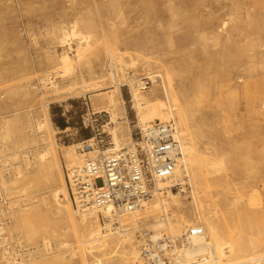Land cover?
Returning a JSON list of instances; mask_svg holds the SVG:
<instances>
[{"label":"rangeland","instance_id":"1","mask_svg":"<svg viewBox=\"0 0 264 264\" xmlns=\"http://www.w3.org/2000/svg\"><path fill=\"white\" fill-rule=\"evenodd\" d=\"M77 15L96 22L99 30L105 28L104 32L114 29L123 51L153 55L175 71L176 89L194 113L199 148L218 152L223 158L224 165L219 169H226L239 189L236 202L252 212L264 211V0H0V173L6 178V188L0 187L2 209L26 208L50 195L48 182L37 173L12 185L9 180L15 178L18 164L8 163L14 162L17 150L42 148L38 137L23 146L20 132L30 133L26 128L28 118L38 119L42 114L44 101L39 95L38 77L51 72L46 62L51 46L49 32L54 26L72 22ZM213 34H219L221 40L210 39ZM102 70L103 65L97 66L99 73ZM128 71L145 77L149 71L164 69H150L140 62ZM160 83L159 78L149 86L152 96L158 94L154 86ZM125 97L130 100L127 91ZM90 103L88 94L82 99L51 105L55 127L68 129L58 136L59 144L89 140L92 129L87 125L102 130L110 121L103 114L97 124H92ZM128 117L134 133L137 120L131 108ZM9 120H13V134L4 139ZM210 185L207 190L216 194L217 187L213 182ZM26 186L30 189L22 193ZM191 190L187 180L174 193L189 198ZM220 201V208L226 210L224 201ZM191 202L184 201L187 220L193 214ZM209 205L211 202H205L206 207ZM0 219L6 221L11 249L25 259L42 255L44 238H48L51 252L58 250L60 242H66L68 247L60 249L70 259L67 264H81L78 238L56 216L46 214L32 233L14 229L12 211L10 217ZM257 228L264 230V217L258 227L253 225L252 231L245 229L243 235L255 234L264 247V235H259ZM140 234L136 232L143 241ZM95 255L103 257L99 251ZM0 261L9 264L2 255ZM89 262H93L90 255Z\"/></svg>","mask_w":264,"mask_h":264},{"label":"bare ground","instance_id":"2","mask_svg":"<svg viewBox=\"0 0 264 264\" xmlns=\"http://www.w3.org/2000/svg\"><path fill=\"white\" fill-rule=\"evenodd\" d=\"M76 17L68 24L54 26L49 32L51 46L46 62L51 72L38 77V91L44 101L42 114L38 119L28 118L26 128L31 130L30 133L25 135L20 132L23 146L27 147L38 137L42 148L24 152L17 150L13 154L14 162L8 163L10 166L18 164L15 166V178L9 180L12 185L37 173L48 182L50 195L42 198L38 204H28L26 208L14 207L12 210L9 206L7 211L2 209L0 202V216L10 217L12 211L14 229L31 233L46 214L56 216L78 238L81 264H145L141 253L142 241L136 236V232L140 234V231L142 237L144 231L147 232L154 243L160 242L165 233L173 239L187 234V241L183 238L179 246L175 245L172 251H167L172 258L170 264H264L262 240L254 237L255 234L243 235L245 229L252 231L253 225L258 227L264 211L252 212L236 202L239 189L232 182L229 172L219 169L224 165L223 158L218 152L199 148V131L192 119L194 113L176 89L175 71L163 66L161 59L153 55H145L137 50L134 53L123 51L114 29L107 33L104 32L105 28L99 30L96 22L81 15ZM226 25L225 22L224 27ZM212 38L216 42L221 40L219 34H213ZM140 62L150 69L155 66L164 69L149 71L146 76L151 85H155L160 78L161 83L154 86L159 90L157 95H151L152 90L138 72L128 71ZM100 65H103L101 73L97 71ZM126 91L129 101L125 97ZM88 94H91V115L109 116L110 121L103 127V133L111 137V153L129 148L134 142L133 127L128 117L130 108L136 114V126L160 121L172 124L176 130L174 136L181 148V155L174 177L158 181L153 197L133 212L117 215L111 205L100 208L81 205L71 197L66 171L82 165L83 155L78 149L88 140L59 144L58 136L68 129L64 131L55 127L50 109L52 104L68 103L85 98ZM12 122L9 120L6 123L4 139L13 134ZM5 179L0 173V187L6 188ZM187 180L192 189L189 198L170 189L176 185L185 186ZM211 182L218 189L213 195L207 190L211 188ZM29 189L23 187L21 192L27 193ZM186 199L192 201L194 208L188 220L183 214ZM221 199L226 210L220 208ZM205 202L212 205L206 207ZM101 214L108 220L102 222ZM175 217L177 219L173 221ZM5 222V219H0V255L9 264L69 262L70 259L61 250L68 247L66 242H60L58 250L51 252L48 238H44L45 252L41 250L42 255L25 259L11 249L12 239L7 234ZM195 227L202 228L203 234L190 236L189 232ZM256 232L264 235V230L257 228ZM96 251L103 257L95 255ZM89 255L92 263L89 262Z\"/></svg>","mask_w":264,"mask_h":264},{"label":"built area","instance_id":"3","mask_svg":"<svg viewBox=\"0 0 264 264\" xmlns=\"http://www.w3.org/2000/svg\"><path fill=\"white\" fill-rule=\"evenodd\" d=\"M142 78L147 87L152 84L146 76ZM102 115H91L89 121L97 124ZM89 127L92 137L78 149L83 155L82 165L66 171L74 202L98 208L111 205L117 215L133 212L153 197L158 181L174 177L181 148L175 139L176 130L172 124L157 121L136 126L132 146L115 153L110 152L111 141L103 133V128L87 125ZM98 181L102 183L100 186ZM180 186L170 189L174 191ZM101 218L102 222L108 220L102 214ZM144 233L141 253L145 264H170L172 258L167 251H172L175 245L179 246L183 238L187 241V234L173 239L165 233L160 242L154 243L148 233ZM202 234L203 230L199 227L189 232L190 236Z\"/></svg>","mask_w":264,"mask_h":264}]
</instances>
